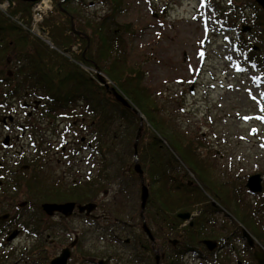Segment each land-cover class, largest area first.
<instances>
[{"label":"trees","instance_id":"16d2710c","mask_svg":"<svg viewBox=\"0 0 264 264\" xmlns=\"http://www.w3.org/2000/svg\"><path fill=\"white\" fill-rule=\"evenodd\" d=\"M13 1L15 6L6 14L0 10V85L6 83L8 86L15 81L17 96L23 95L26 88L34 98L42 96L44 103L50 105L49 113L88 131L93 136V150L98 153L103 166L108 167L110 162L113 178H120L122 193L126 191L125 178L141 184L137 173L131 174L129 170L125 173L127 168L139 164L149 191L146 211L150 210L152 220L159 213L162 225L174 236L183 234L178 247L182 252L179 253L195 249L201 239L216 240L228 234L223 232L221 225L216 229L220 208L213 205L202 187L189 185L179 173L176 176L172 173L183 165L190 170H201L209 169L212 163L199 162L190 135L178 123L179 112L161 103L157 94L146 85L144 69L131 58L127 35L132 37V24L124 25L118 21V15L124 12V0H106L113 6L112 13L96 20L86 17L79 5L73 6L70 13L74 17L75 30L70 17L62 12L67 9L66 4L54 0V11L46 19L45 27L52 43L61 51L71 53L72 46H83L79 55L72 54V60L31 35L16 21L30 22L33 3ZM83 67H99L111 84L145 117L137 148L141 117L117 102L96 74ZM11 92L1 93L0 98L5 94L10 96ZM111 110L115 115H111ZM203 172L211 179L208 188L201 180L204 189L210 193H213L212 187L216 189L225 208L234 210L242 227L264 247L263 200L256 202L255 210L253 205L244 202L242 206L236 204L228 197L221 181L214 179L208 170ZM242 195H250L244 186ZM194 211L201 213L192 224L180 229L184 221L179 214ZM233 224L241 231L236 221ZM172 225L174 228L171 229Z\"/></svg>","mask_w":264,"mask_h":264},{"label":"rangeland","instance_id":"374dc122","mask_svg":"<svg viewBox=\"0 0 264 264\" xmlns=\"http://www.w3.org/2000/svg\"><path fill=\"white\" fill-rule=\"evenodd\" d=\"M232 1L124 0V12L118 15V21L124 25L132 24V37L127 35V41L130 43L128 51L133 61L144 69L146 85L157 94L161 103L168 109H176L179 112L178 123L190 135L189 138L194 143L192 147L196 155L200 157L199 162L202 161L205 165L212 163L213 168L216 169L213 174L212 166L204 170H208L214 179H218L225 185L224 190L227 191L229 198L240 197L241 206L244 202V204L253 205L252 209L255 210L257 201L264 202V190L259 195L250 194L244 197L242 186L245 187L251 175L260 174L264 178V119L257 118L264 117V111H261L264 108V96L261 95L264 93V85H260L262 80H259L264 79V64L257 68L252 66L254 63L250 62L252 58L249 55L252 54L253 57L258 55V58L264 62L260 55H264V50L251 52V46H249L251 43L247 48L245 43H238L236 33L229 30V24H225L227 21L225 15L228 12L231 14V10L232 15L228 16L229 23H233V19L237 21L241 16V14L239 16L234 14L233 8L236 5L239 12H241L240 7L248 9L247 12H243L247 17L251 14V0H234L235 5ZM79 7L85 12L83 13L85 16L96 19L108 16L113 9L106 0H83V4L81 3ZM75 47L77 48L72 54L79 55L83 46L77 44ZM86 70L90 71L88 68ZM191 87H194L193 93H190ZM15 104L14 108H10L12 105L4 110L0 108V117L13 112L14 119L17 123H21L20 118L30 108L20 107L19 99L15 101ZM110 113L115 115L112 110ZM163 114L165 115L164 112ZM38 118L43 123L44 118L41 116ZM25 147H27L26 138L21 137L16 149ZM61 157L51 158L55 165L56 162L58 164L55 170H50L46 164L43 165V170L48 174V180L53 173L65 170L66 162ZM38 160L42 161V158ZM21 162L28 164L24 162V158ZM185 168L184 165L181 168L177 167L172 173L174 176L179 173L184 180H190L191 175L185 174V172L189 173L185 171ZM128 170L127 168L125 173ZM20 174L26 177V174ZM199 176L207 186H210L207 179L197 171V177ZM125 180L124 193L121 192L119 177L113 178L112 185H109L111 180L106 181L103 188L108 192L105 195L101 193L97 201L101 202L105 208L102 210L115 211L116 215L111 214L109 223L116 218L120 220L133 218L132 222H127L129 226L126 228L137 230L135 224L138 223L141 209V184L128 178ZM211 190L219 194L213 187ZM130 206L133 208L129 210ZM227 213L228 210L226 213L216 215V229L221 228L220 225H222L223 232L230 234L234 230L238 231L231 219H234L240 227L242 224L241 219L234 213H230V217ZM146 216L149 218L150 210L146 211ZM101 225L104 226V224ZM62 226L67 228V233L75 228L88 231L83 221L64 222ZM162 227L165 229V226L162 225ZM127 229L92 230L90 243L97 248L99 254L106 256L120 246L117 242L111 244L109 238L102 241L104 244L95 238L112 237L116 233L117 237L125 239L130 232ZM170 231L162 229L161 237L164 243V233L169 235ZM25 239H27L26 236L21 238L22 242H25ZM68 243L69 241L65 239V245ZM23 244L27 245L29 241L19 246L23 247ZM62 244L63 242H59L55 247L59 249L63 246ZM236 247L243 250L244 246L237 242ZM228 250L223 251L220 256L213 257L211 264L225 262L236 264L240 257L235 259L231 254L232 251ZM236 252L240 254V250ZM241 258L243 261H250L249 256L244 255V252ZM183 262L198 264L194 259H184ZM250 262L254 264L252 260Z\"/></svg>","mask_w":264,"mask_h":264},{"label":"flooded vegetation","instance_id":"af4514ba","mask_svg":"<svg viewBox=\"0 0 264 264\" xmlns=\"http://www.w3.org/2000/svg\"><path fill=\"white\" fill-rule=\"evenodd\" d=\"M62 1L67 6V9H63L62 12L70 17L73 24L74 17L70 10L75 5L83 4V0ZM232 2L235 5V1ZM251 3L249 17L243 13L248 11L247 8L240 7L241 12H239L236 5L233 8L234 14L236 16L241 14V16L237 21L233 19V23H229L228 16L232 15L231 10V14L228 12L225 15L227 19L225 24H229V30L236 33L238 43H245L246 48L251 43L249 45L251 52L255 53L260 49L264 50V7L258 0H251ZM91 19L96 20V18ZM82 35L81 37L88 39ZM251 55H249L252 58L250 62L254 63L252 66L262 67L264 62L258 58V55L255 57ZM260 55L264 59V55ZM9 76L14 78L13 74ZM259 80H262L260 85H264V79L260 78ZM3 87L4 89H2ZM15 88V81L8 86L6 83L3 86L0 85V94L7 93L8 90L12 91L10 96L5 94L0 98V108L4 110L10 105H12L10 108H14L16 107L15 101L19 99L20 107L24 109L29 107L30 109L20 118L21 123H17V120L14 119L13 112L0 117V264H52L64 252L69 253L66 264H183L184 259H194L198 264H211L213 257L220 256L223 251L228 249L232 251L231 254L235 259L240 257L236 264H251V260L257 264L254 257V253L258 249L257 245L252 247L248 244L242 229L241 231L234 230L216 240L201 239L195 249L187 253H179L182 252L178 247L183 234L174 236L171 232L169 235L164 233V243L161 237L162 229L167 230V228L162 227L159 213H156L153 220L151 216L149 218L146 216L147 206L144 211L140 206L138 223L135 224L137 230L126 228L129 226L127 222H132L133 218L128 220L116 218L109 223L112 218L111 214L114 216L116 213L115 211L102 210L105 208L101 202L98 203L97 198L101 193L107 194L108 190L103 188L106 181L111 180L109 185L113 184V169L110 162L107 164L108 167H104L103 162L98 158V153L93 150V136L88 131H82L80 125L76 123L71 125L69 120L57 118V115L49 113L50 105L44 103L42 96L34 98L32 92L26 88L23 95L17 96ZM39 116L44 118L43 123L38 118ZM47 120L48 122H46ZM17 131H19L18 135ZM21 137L26 138L27 147L17 150L16 146ZM57 156H62L61 158L65 160V170L53 173L48 180V174L43 170V165L46 164L50 170H55L58 164L56 162L55 165L51 158ZM23 158L24 162L28 164H22ZM38 158H42V161H39ZM202 170L205 171L204 169H191L190 171L186 167L185 171H189L187 174L191 175V179L185 181L189 182V185L202 187L206 196L212 200L213 205L220 208L218 213H226L228 209L222 204V196L204 189L201 176L197 177L198 171L207 181L211 180L205 176ZM211 170L213 174L216 169L212 166ZM130 171L131 168H129ZM20 173L26 174V177H22ZM140 190L142 194V185ZM231 199H234V203L240 204V197L234 196ZM20 201L23 202L20 203ZM67 203L75 204L70 215H66L64 211L58 210L56 207ZM90 204L96 207L82 211L81 207ZM132 208L133 206H130L129 210ZM99 212L101 213L99 214ZM234 212V210H229L227 215L230 217V213ZM200 213V211L180 213L181 220L183 219L180 216L184 214H188L189 218L183 220L184 222L179 228L183 229L192 224ZM70 221H83L88 231L75 228L67 233V228H64L62 224ZM231 221L235 222L234 219ZM145 225L149 229L151 237L146 232ZM98 228L108 231L111 228L127 229L130 232L125 239L117 237L116 231L113 232L115 234L112 237L95 238L101 242L109 238L111 244L117 242L120 246L105 256L99 254L97 248L90 243L92 240L90 233L92 234V230ZM24 236L27 239L22 242L21 238ZM252 238L256 240L253 235ZM65 239L69 241L67 245H65ZM28 241L29 244H23V247L19 246ZM206 241L215 242L216 248L209 249L205 244ZM59 242H63V246L58 249L55 246ZM237 242L243 244V250L236 247ZM239 250L240 254L236 252ZM242 252L249 256V262L242 260ZM222 264H226V262Z\"/></svg>","mask_w":264,"mask_h":264},{"label":"water","instance_id":"95a60500","mask_svg":"<svg viewBox=\"0 0 264 264\" xmlns=\"http://www.w3.org/2000/svg\"><path fill=\"white\" fill-rule=\"evenodd\" d=\"M19 1L34 3V2H36L38 0H19ZM258 2L264 7V0H258ZM73 29H74V27H73ZM96 73H97V76H98L99 80L103 84H105L106 88L108 89V91H110L111 95L113 97H115L117 102L121 103L124 107H126V108L134 111L138 115H140L142 124L140 126V131H139V134H138V137H137V142H136V145H135V148H137V143H138V140H139V137H140V134H141V130H142V127H143V121H144L145 117L141 113H139V111L133 106V104L130 102V100L127 99L115 86H111L107 82V80L102 75L101 69L99 67H96ZM193 88L194 87H191L190 93L194 92ZM135 156L137 157V151L135 153ZM135 172H137L139 174V176L141 178V181H142V194H141L142 205L141 206H142V210L144 211L145 207H146V204H147V200L149 198V191H148L147 186L144 183L143 172H142L141 167H140L139 164H136L135 167H134V170H131V173H135ZM245 187L248 189L249 192H251L254 195L261 194L262 191H263V177L260 174L251 175L248 178ZM56 207H57L58 210L64 211V213L66 215H70L72 213V211H73V208L75 207V204L67 203V204H64V205H61V206H56ZM95 207H96L95 205L90 204L88 206L81 207V209H82V211H84L87 208H88V210H91V209H93ZM180 217L183 220H186V219L189 218V215L188 214H184V215H181ZM145 229H146V232L148 233V235L151 237L150 231L146 227V225H145ZM243 234H244V237H245V239L247 240V242H248V244L250 246L253 247L255 244L258 246V250L254 253V257H255V259H256L258 264H264V248L260 244H258L255 239L252 238L251 234L245 228H243ZM205 244L211 250L215 249L216 246H217V244L215 242H213V241H206ZM68 257H69V253L68 252H64L63 255L61 257L55 259L52 262V264H66V261H67Z\"/></svg>","mask_w":264,"mask_h":264},{"label":"built area","instance_id":"2783aa9c","mask_svg":"<svg viewBox=\"0 0 264 264\" xmlns=\"http://www.w3.org/2000/svg\"><path fill=\"white\" fill-rule=\"evenodd\" d=\"M9 6L7 1L5 4L0 6L2 9H6ZM52 9L51 0H41L33 8V22L30 31L38 36L44 37V32L40 29V24L42 23L44 16Z\"/></svg>","mask_w":264,"mask_h":264},{"label":"snow or ice","instance_id":"6c2138e0","mask_svg":"<svg viewBox=\"0 0 264 264\" xmlns=\"http://www.w3.org/2000/svg\"><path fill=\"white\" fill-rule=\"evenodd\" d=\"M201 55H203V53H201ZM262 96H264V93H261ZM253 99H255V97H253ZM261 111H264V108L261 109ZM258 119H264V117H257Z\"/></svg>","mask_w":264,"mask_h":264}]
</instances>
